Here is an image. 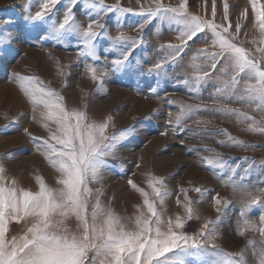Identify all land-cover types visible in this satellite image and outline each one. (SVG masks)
<instances>
[{
  "label": "snow or ice",
  "instance_id": "6c2138e0",
  "mask_svg": "<svg viewBox=\"0 0 264 264\" xmlns=\"http://www.w3.org/2000/svg\"><path fill=\"white\" fill-rule=\"evenodd\" d=\"M31 3L32 0H28V4L24 5L28 13L24 19L37 29L34 39L60 43L75 37L79 45L78 56L92 61L99 59L96 48L98 38L108 37L107 23L102 22L105 17L129 13L140 17L134 27L138 36H129L119 30L116 37H108L113 46L121 50L120 55L111 61L114 72L123 70L129 64L132 53L144 43L145 28L156 20L168 21L170 27L176 26L178 43L161 45V49L167 50L168 54L150 71L159 72L165 65L175 64L186 54L189 42L210 34V47L215 50L209 51L207 47L197 50L189 63L192 73L183 83L192 84L191 91L196 93L208 83L219 66L214 91L209 94L211 103H181L174 120L172 113H169V125L173 126L174 132L191 131L193 137L224 135L226 139L218 141L222 146L242 149L256 147L230 135L226 129H219L216 133L207 132L210 123L207 120L193 121L197 126L203 125L204 130L186 127L188 119L203 111L235 117L237 122L247 124L246 131L264 135V4L258 6V0H250L260 34L259 40H252L254 45H258L254 50L237 42L242 26L239 23L235 26L231 24L227 0L223 2L227 25L215 20L216 0H212V19L190 13L188 0H180L176 7L165 5L163 0H153L152 6L141 5L138 11L119 4L110 5L105 0H67L59 23L50 14L64 0H42L34 15L31 14ZM81 3L87 9L86 26L81 25L75 16V8ZM246 15V10L241 13L242 17ZM37 22H45L46 27L40 29ZM11 23L10 18L0 17V28ZM117 25L118 29L122 28L119 19ZM205 65L211 71H205ZM85 67L91 80L102 87L108 69L95 63H87ZM14 79L19 81L20 89L31 105L32 119L48 133L47 137L32 136L27 128L24 129L36 151L57 173V186L50 187L42 176L37 175L35 181L38 190L25 189L15 178L7 175L6 168L0 163V264H247L245 252L248 247H251L252 256L258 264H264V212H261L258 221L250 218L255 206L264 208V188L253 192L245 182L244 175L237 179L238 165L232 166L221 153L208 146L203 150L211 155L200 158L204 167L241 196L243 203L239 216L243 227L238 234L244 236L246 231L258 232L261 237L258 246L250 239L244 251L234 254L216 245L217 229L229 203L218 193L213 197L218 214L216 220H207L195 235L180 231L185 221L196 215V209L187 195L188 190L181 189L185 198V216L166 219L163 206L170 193L166 178L162 176L149 174L147 185L151 194L129 179L128 184L143 201L137 205L134 216L125 220L102 203V190L93 189L90 185L101 183L103 171L109 167L108 157H115L116 142L128 130L109 135L111 117L95 120L89 115L86 105L68 108L65 98L45 86L37 76L17 73ZM150 91L155 94L156 88ZM228 102L246 104L261 113V119L230 107ZM10 157L11 154H8L4 158ZM247 171L245 169V173ZM191 190L201 198L207 191L202 187ZM177 203H181L179 198ZM71 218L77 221L75 229L68 227L67 222ZM11 222H24L26 227L22 234L9 236Z\"/></svg>",
  "mask_w": 264,
  "mask_h": 264
},
{
  "label": "rangeland",
  "instance_id": "374dc122",
  "mask_svg": "<svg viewBox=\"0 0 264 264\" xmlns=\"http://www.w3.org/2000/svg\"><path fill=\"white\" fill-rule=\"evenodd\" d=\"M41 2L42 0H32L31 14L34 15L39 10ZM105 2L110 5L119 4L134 11H138L141 5H153V0ZM223 2L224 0H216L215 20L227 25L228 21L224 20ZM227 2L231 24L235 26L239 23L242 26L237 42L254 50L258 45H254L252 40H259L260 34L250 0ZM66 3L67 0H64V3L57 5L50 14L57 23L62 20ZM163 3L176 7L180 0H163ZM26 4L28 0H0V17L12 20L11 24L0 28V158H3L0 163L6 168L7 175L15 178L21 187L32 191L38 190L35 181L37 175L42 176L50 187L57 186V173L36 151L32 139L24 129L27 128L32 136L47 137L48 133L40 123L32 119L31 105L21 91L19 81L14 79L17 73L22 76H37L45 86L65 98L68 108L86 105L89 115L95 120L111 117L109 135L128 130L125 136L116 142L115 157H108L109 167L103 171L101 183L90 185L93 189L102 190L101 200L104 205L127 220L134 216L137 205H141L143 201L140 194L128 184L129 179L151 194L147 185L149 174L162 176L166 178L165 183L170 193L163 206L166 219L171 217L174 220L177 215L185 216V198L181 189L188 190L187 195L196 209V215L191 220H186L180 231L190 236L195 235L207 220H216L218 214L213 197L218 193L229 203L217 229L216 245L234 254L244 251L250 239L258 246L261 240L258 232L246 231L244 236L238 234L243 227L242 218L239 216L243 203L241 196L234 193L232 187L226 186L218 175L204 167L200 158L211 155L203 150L205 146L215 149L232 166H239L236 178L244 175L249 189L255 192L258 188H264V135L246 131L247 124L237 122L235 117L203 111L185 122L186 127L200 131L204 130V126H197L193 121L207 120L210 121L207 132L216 133L219 129H226L230 135L244 143L256 145L255 148L242 149L219 144V140L226 139L224 135L193 137L191 131L174 132L173 126L168 123L169 113H172L174 120L181 103H211L209 94L214 91L219 66L208 83L196 93L191 91L192 84L183 83L192 73L189 63L197 50L205 47L209 51L215 50L210 47V34L201 35L194 42H189L186 54L175 64H167L159 72L150 71L153 65L168 54L167 50L161 49L160 46L178 43L176 26L170 27L168 21L156 20L145 28L144 43L132 53L129 64L123 70L114 72L111 70V61L120 55L121 50L115 48L108 37H116L119 30L129 36H138L134 27L140 17L131 13L123 16L110 14L105 17L102 22L107 23L108 37L98 38L96 48L99 59L92 61L90 58L78 56L79 45L75 37H69L60 43L34 39L37 29L24 19L28 15L24 9ZM260 4H264V0H258V6ZM245 10L247 15L242 17L241 13ZM188 11L212 19V0H207V3L205 0H188ZM86 12L83 3L75 8L76 19L83 26L88 23ZM118 19L122 25L121 29H118ZM37 24L40 29L46 27L45 22ZM87 63H95L98 67L108 69L102 87L91 80L86 72ZM204 70L211 71L206 65ZM151 88H156L155 94L150 91ZM228 103L232 108L240 109L257 120L261 119V113L246 104ZM165 132L167 134L162 135ZM8 154H11V157L4 158ZM245 169H248L247 173ZM226 176L227 174L225 178ZM194 187L207 190L203 198L191 190ZM177 198L180 204L177 203ZM261 212H264V208L255 206L250 218L258 221ZM67 224L69 228L75 229L77 221L71 218ZM25 227L24 222H11L9 236L22 234ZM245 258L247 264H258L257 259L252 256L251 247L247 248Z\"/></svg>",
  "mask_w": 264,
  "mask_h": 264
}]
</instances>
